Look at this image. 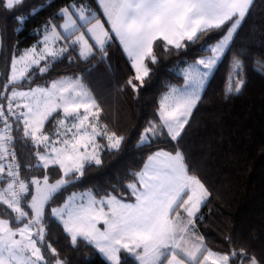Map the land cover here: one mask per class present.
<instances>
[{
	"label": "snow or ice",
	"instance_id": "1",
	"mask_svg": "<svg viewBox=\"0 0 264 264\" xmlns=\"http://www.w3.org/2000/svg\"><path fill=\"white\" fill-rule=\"evenodd\" d=\"M96 3L104 21L80 0L59 10L63 23L49 19L36 29L41 38L13 55L0 86V205L6 206L4 214L9 216L0 217V264H66L46 242L52 220L62 226L74 247L85 242L106 264H130L129 257L135 264H264V258L258 259L244 247L213 250L199 234L197 221L211 192L179 147L209 77L231 49L254 0ZM23 4L24 0H0V12L15 14ZM42 8H32L29 15ZM14 18L20 26L25 24L24 15ZM213 33H221L220 38L200 45L203 55L182 69L183 87H171L161 96L158 120L147 122L137 143V147H151L168 138L176 142L174 150L151 152L143 167L130 173L126 193L119 190L117 194L115 189L104 195L93 190L72 192L62 205L50 207L84 176L87 167L101 165L102 152L119 151L125 137L104 122L103 108L81 77H60L33 87L36 76H44L64 58L71 61L72 52L84 61L95 59L97 53L104 60L108 48L118 41L133 70L126 86L138 92L150 75L149 63L158 62V44L164 53L180 51ZM245 63L241 54L232 56L225 99L245 88ZM256 70L264 74V61H256ZM21 128L22 135L17 137L14 133ZM18 140L23 141L22 147L35 149V164L20 163ZM22 167L45 171L28 179L22 176ZM50 168L61 173L54 182Z\"/></svg>",
	"mask_w": 264,
	"mask_h": 264
},
{
	"label": "trees",
	"instance_id": "2",
	"mask_svg": "<svg viewBox=\"0 0 264 264\" xmlns=\"http://www.w3.org/2000/svg\"><path fill=\"white\" fill-rule=\"evenodd\" d=\"M84 2L105 20L96 0ZM71 3H80V0H24L15 14L0 12V86L5 82L13 55L18 56L37 43L41 37L36 29L49 19L63 23L58 17L59 10ZM41 5L43 8L38 14L29 15L32 8ZM14 15H24L25 24L20 26ZM105 26L108 27L107 23ZM220 35L213 33L187 49H173L169 53H164L158 44L155 49L158 62L149 63L150 75L138 92L126 86L133 70L117 41L108 48L104 60L97 53L95 59L84 61L72 52L71 61L64 58L54 63L44 76H36L33 87L60 77H81L103 108L104 122L125 137L119 151L102 152L101 165L87 167L84 176L60 194L50 207L62 205L72 192L93 190L104 195L115 189L117 194L119 190L126 193L124 186L132 179L130 173L139 171L151 152L159 148L174 150L176 142L168 138L159 139L151 147H137L140 133L154 119L161 96L171 86L183 83L180 69L203 55L199 51L202 43L215 42ZM238 53L246 61L247 83L241 94L225 99L230 62ZM257 60L264 61V0L254 1L250 14L235 34L231 49L208 80L179 147L191 169L211 192L209 202L201 209L202 219L197 221L198 231L208 246L218 251L244 247L261 259L264 258V74L256 70ZM46 127L52 128L51 124ZM14 134L20 137L22 128ZM22 144L18 140L15 145L18 160L24 166L35 164V149L24 148ZM44 171L22 167L21 174L30 179L41 177ZM48 174L52 182L61 175L57 168H50ZM5 208L0 205V217L9 218L4 214ZM46 242L57 249L66 264H106L104 257L85 242L79 241L74 247L55 220L47 227ZM46 255L50 258L51 254ZM128 259L130 264H135L131 257Z\"/></svg>",
	"mask_w": 264,
	"mask_h": 264
},
{
	"label": "crops",
	"instance_id": "3",
	"mask_svg": "<svg viewBox=\"0 0 264 264\" xmlns=\"http://www.w3.org/2000/svg\"><path fill=\"white\" fill-rule=\"evenodd\" d=\"M255 1V0H254ZM101 19V18H100ZM101 21H103L102 19H101ZM106 27V26H105ZM117 43L119 44V42L117 41ZM120 46V45H119ZM120 48H121V50H122V52H123V49H122V47L120 46ZM124 53V52H123ZM124 56L126 57V59H127V56H126V54L124 53ZM128 60V59H127ZM129 62V61H128ZM129 64H130V62H129ZM187 67V66H186ZM184 84V80H183V83L182 84H180V85H174V86H171V87H177V88H181L182 86L181 85H183ZM170 87V88H171ZM169 91V90H168ZM168 91H166V92H168ZM165 92V93H166ZM164 93V94H165ZM203 93V92H202ZM156 119V118H155ZM52 130V128L51 129H48V131L50 132ZM100 225H102V224H100ZM200 234V233H199Z\"/></svg>",
	"mask_w": 264,
	"mask_h": 264
},
{
	"label": "rangeland",
	"instance_id": "4",
	"mask_svg": "<svg viewBox=\"0 0 264 264\" xmlns=\"http://www.w3.org/2000/svg\"><path fill=\"white\" fill-rule=\"evenodd\" d=\"M183 69V68H182ZM182 69H180V74L183 76V74H182ZM211 77V76H210ZM210 77H209V79H210ZM208 79V80H209ZM208 82V81H207ZM207 84V83H206ZM184 85V84H183ZM183 85H181L182 87H183ZM206 86V85H205ZM181 87V88H182ZM201 95H202V93H201ZM157 113V112H156ZM156 113H155V115H154V118H156L157 120H158V116L156 115ZM77 193H79V192H77ZM98 227H101V228H103V225H98Z\"/></svg>",
	"mask_w": 264,
	"mask_h": 264
},
{
	"label": "built area",
	"instance_id": "5",
	"mask_svg": "<svg viewBox=\"0 0 264 264\" xmlns=\"http://www.w3.org/2000/svg\"><path fill=\"white\" fill-rule=\"evenodd\" d=\"M18 158V157H17Z\"/></svg>",
	"mask_w": 264,
	"mask_h": 264
}]
</instances>
